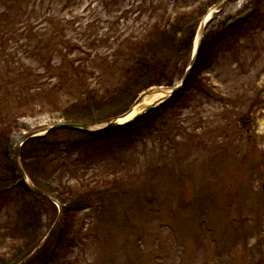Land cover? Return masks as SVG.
Wrapping results in <instances>:
<instances>
[{
  "label": "rangeland",
  "instance_id": "rangeland-1",
  "mask_svg": "<svg viewBox=\"0 0 264 264\" xmlns=\"http://www.w3.org/2000/svg\"><path fill=\"white\" fill-rule=\"evenodd\" d=\"M12 1H0V10L8 9ZM207 1L17 0L9 23L18 31L4 44L5 54L13 60L4 59L12 69L22 66L41 74L48 59L64 69L60 58L67 52V61L84 68L80 80L88 89L115 93L128 64L120 58L111 64L112 56L124 57L128 43L143 45L162 38L176 15L197 8L205 12L189 57L203 35L216 34L219 24L235 21L248 6L257 10L247 27L264 21V0L261 5L251 4L253 0H218L205 9ZM11 27L0 28V33ZM150 30L152 39L145 40ZM54 37L62 46L56 45L48 55L36 51L40 44L50 47ZM214 53L194 86L171 101L166 115L171 118L165 125L161 118H153L154 123L146 122L147 129L139 134L119 132L95 141L77 131L61 132L55 137L58 149L51 146L47 157L39 144L26 147L48 199L43 202L14 180L15 186L5 192L7 204L0 209V256L9 257L21 244L17 231L23 226L21 206L33 201L36 214L23 221L36 225L43 245L62 227L58 199L72 195L88 205H78L81 209L72 222L80 235L55 264H264V28L238 39L233 48H216ZM5 111L0 101V114ZM40 112L17 119L8 132V180L31 184L23 170L24 138L43 136L45 130L64 123L55 113ZM76 141L80 145L71 149L68 143ZM94 193L108 199L104 207ZM52 247L51 238L47 250Z\"/></svg>",
  "mask_w": 264,
  "mask_h": 264
},
{
  "label": "trees",
  "instance_id": "trees-1",
  "mask_svg": "<svg viewBox=\"0 0 264 264\" xmlns=\"http://www.w3.org/2000/svg\"><path fill=\"white\" fill-rule=\"evenodd\" d=\"M16 1L17 0H13L12 6L8 9L2 8V10H0V28L6 26L11 27V22L9 23V20L12 18L11 16L14 12L13 9ZM217 1L218 0H208L202 7L208 9ZM255 2L261 5L262 0H253L251 4H255ZM202 9L203 8H197L186 14H182V16H180V14L176 15L174 20L168 25V27L170 26L168 30L163 29L162 38L158 40H148L152 39V30H150L146 34L145 40H148L145 42L146 44L139 45L138 43H128L125 46L127 49L124 57L112 56L111 64H117V58H120L124 64H128L127 68H124L121 74L122 81L120 87L115 90V93L111 92V90L98 94L96 91L88 89L85 81L83 79L80 80L81 73H85L84 68L74 67L71 61H67V52L64 54V57L60 58V61L66 64L64 69H62L63 67H60V65L52 66L50 64V59L46 61L45 65L40 67L42 71L41 74L22 66L12 69L10 65L7 64L8 60L4 59L5 56H9V61L13 60V58L10 57L11 54H5L4 44L11 36H14L18 30L11 27L12 29L7 28L5 33H0V59L4 62V66L1 68V71H4V75L3 78L0 79V101L2 104L4 103L6 105V111L0 114V209L7 204V201L4 199L5 192L11 190L12 187L15 186L14 180L19 181L17 185L23 190H30L33 195L37 196V198L43 202L46 199L43 195L41 196L34 193L24 184L23 180L19 178L8 180L6 176L5 170L7 169L6 163L8 162L6 153L10 150L8 132L15 127L17 119L25 118L24 115L30 113L33 114L45 111L40 113H55L64 123L89 126L99 125L126 113L138 94L148 91L151 88L173 87L174 82L181 79L186 64L190 59L189 55L195 29L205 14ZM256 10L257 9L249 8L248 6L246 11L237 17L235 21L229 24H219V31L216 34L215 32H211L203 35L197 49L195 62L183 87L158 109L144 115L137 121L114 129L97 133L77 132L84 138L95 141L97 138L107 137L110 134L119 132L139 134L147 129L143 126L146 122L147 125L149 122H151L150 125L154 123L153 118H161L165 125L166 121H169L167 119L171 118V116H166L170 111L169 104H171V101H174L179 94L186 91L188 92V90L194 86V81L199 73L206 70L212 64L216 56L214 53L216 48H233L238 39L248 38L250 34H254L255 30L264 28V21L260 23V26H246L248 19L252 18L253 12ZM177 35H182V37L178 38ZM52 39L53 40L50 41V47H44L40 44L36 46V51H41L48 55V52L61 42L55 37ZM63 47L67 51V47L65 45ZM92 62L95 61L93 60ZM1 64L0 62V65ZM7 65H9L8 68ZM11 65H13V67L19 65V61L13 62ZM52 79H55V82H50ZM62 96L65 97V100L61 102ZM46 108L49 112L46 111ZM139 125L141 128H139ZM61 132L76 131L63 129L50 130L46 135L30 139L22 146L23 170L31 184L38 191H41L42 194H48V192L45 191L41 187V183L37 181L33 170V163L31 160L28 161L29 157L26 155L27 150L25 148L39 144L45 148L43 156L47 157V154H50L51 146L54 147V151L58 149L56 148L58 142L55 137ZM81 143H83V141H81ZM76 145L78 148L80 144L77 141L68 143L71 149H74ZM92 195L97 198L96 201L100 207H104V202L108 201V199L104 200L101 194L94 193ZM58 203L60 204L63 217L62 227H59V229L57 228V230L55 228L56 231H53L51 235L48 236V239L43 245H40L41 238L36 234V225H31L28 222L29 220L23 221L26 216L32 218L36 214L34 212L35 207L33 201L29 203V206L23 205L20 207L18 216L23 226L21 227L22 229L20 228V230L17 231L21 236V244L19 247L15 248L14 252L9 257L0 256V264H19L36 248H38L36 252L22 264H55L56 261L60 259L63 260L66 257L67 250L73 246L71 243L80 235V232H76L74 229V224L72 222L75 217L74 214L81 209H78L80 203H83V206H87L88 203L72 195L66 197L65 200L58 199ZM72 235L75 238L70 237ZM51 238L53 239V247L47 250L48 241Z\"/></svg>",
  "mask_w": 264,
  "mask_h": 264
},
{
  "label": "water",
  "instance_id": "water-1",
  "mask_svg": "<svg viewBox=\"0 0 264 264\" xmlns=\"http://www.w3.org/2000/svg\"><path fill=\"white\" fill-rule=\"evenodd\" d=\"M193 62H194V56L191 58V61L189 63V66H188L187 70L185 71L184 76L182 77L181 81L169 93H167L168 98L173 93H175L176 91H178L179 88L183 85V83L186 80L187 75H188V73H189V71H190V69H191V67L193 65ZM153 95L154 94H152V92H150V91H147V92H144V93L140 94L138 96V98L134 101L132 107L126 113H124L120 117H117L115 119H112L111 121L107 122L104 126H102L101 128H99L97 130H99V131H105V130H108V129H113V128L117 127V126H121V125H124V124H126V123H128L130 121L139 119L143 114L150 112L155 107V105L148 106V107L142 108L141 109V112H139V108L141 107L140 105L143 103V101L146 98L151 97ZM168 98L163 99L162 102H164ZM132 113H136V114H134L133 116H131V118H128V117H130V115H132ZM51 128L52 129H72V130H79V131L87 132V133H90L91 132V130L87 126L80 125V124H58L56 126H52ZM47 131H48V129L45 130L43 133H46ZM35 135L36 134L27 135L24 138L23 142H25L26 140H28L30 138L37 137ZM32 189L37 192V190H35L34 188H32ZM261 190H262V194L264 195V183L261 185ZM212 264H215V263H212Z\"/></svg>",
  "mask_w": 264,
  "mask_h": 264
},
{
  "label": "bare ground",
  "instance_id": "bare-ground-1",
  "mask_svg": "<svg viewBox=\"0 0 264 264\" xmlns=\"http://www.w3.org/2000/svg\"><path fill=\"white\" fill-rule=\"evenodd\" d=\"M196 42H197V40H196ZM165 98H168V95L166 96V95H163L162 93L161 94H155L151 97L146 98L145 101L143 102V104H145L144 106H146L147 104L149 105V104L155 103V102H157L161 99H165ZM134 114H136V113H132V115H130V117H128V118H131V116H133Z\"/></svg>",
  "mask_w": 264,
  "mask_h": 264
}]
</instances>
